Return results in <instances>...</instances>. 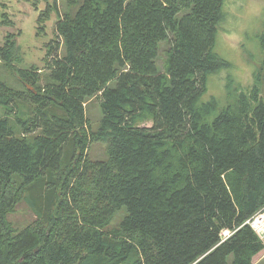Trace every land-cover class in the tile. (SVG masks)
Here are the masks:
<instances>
[{"label":"trees","instance_id":"16d2710c","mask_svg":"<svg viewBox=\"0 0 264 264\" xmlns=\"http://www.w3.org/2000/svg\"><path fill=\"white\" fill-rule=\"evenodd\" d=\"M225 2L67 0L65 54L54 52L60 40L48 48L45 92L35 67L15 69L35 89L0 80V264H254L264 250L247 223L264 208V63L234 104L216 114L217 99L204 100L209 75L229 66L215 50ZM12 38L0 46L6 64ZM95 97L103 115L88 132ZM91 140L108 159L88 166L79 155ZM14 176L37 215L21 230L6 217Z\"/></svg>","mask_w":264,"mask_h":264},{"label":"rangeland","instance_id":"374dc122","mask_svg":"<svg viewBox=\"0 0 264 264\" xmlns=\"http://www.w3.org/2000/svg\"><path fill=\"white\" fill-rule=\"evenodd\" d=\"M49 4L57 5L58 9L55 8L53 12L43 15L45 22L40 25L39 17ZM66 10L67 0H0V46L5 44L9 33L16 41L14 50L16 55L12 64L0 61V80L16 89L24 90L26 87L35 89L31 84L24 83L15 70L16 68L35 67L39 69L37 85L43 88L42 93L45 92V87L51 78L47 66L48 48L51 44L57 46L60 40V45L55 48L54 52L57 51L58 57H63L65 54L63 39L57 35V24ZM44 25L45 28L40 29ZM169 46V41L160 43L157 59L160 70L164 69V61L167 58L166 50ZM215 50L229 62V66L223 67L208 77V90L204 100L209 97L217 99V114L228 105L237 102L241 92L250 91L255 83V72L262 69V63H264V0H226L224 18L216 35ZM116 83L113 81L112 86H116ZM26 100L27 111L37 112L39 110L37 104L30 99ZM85 114L88 118L87 131H97L103 115L101 99L95 97L89 101L85 107ZM0 117H4L2 108H0ZM36 134L38 133L33 132L30 136ZM106 149L104 142L91 140L87 143L84 154L79 156L84 165L90 166L93 162L108 159ZM88 161L90 163H84ZM12 185L14 197H18V200L9 209L6 217L13 228L21 230L31 224L37 215L26 199L21 198L17 192L20 185L17 176H14ZM26 194H29V189ZM127 213L126 207L118 211L108 229L120 226Z\"/></svg>","mask_w":264,"mask_h":264},{"label":"built area","instance_id":"2783aa9c","mask_svg":"<svg viewBox=\"0 0 264 264\" xmlns=\"http://www.w3.org/2000/svg\"><path fill=\"white\" fill-rule=\"evenodd\" d=\"M250 226L257 233L259 238L264 242V208L258 211L250 220ZM232 234L231 230L226 229L223 231V235L228 237Z\"/></svg>","mask_w":264,"mask_h":264},{"label":"crops","instance_id":"0c3cea01","mask_svg":"<svg viewBox=\"0 0 264 264\" xmlns=\"http://www.w3.org/2000/svg\"><path fill=\"white\" fill-rule=\"evenodd\" d=\"M254 264H264V250L254 257Z\"/></svg>","mask_w":264,"mask_h":264},{"label":"bare ground","instance_id":"6f19581e","mask_svg":"<svg viewBox=\"0 0 264 264\" xmlns=\"http://www.w3.org/2000/svg\"><path fill=\"white\" fill-rule=\"evenodd\" d=\"M90 129V128H89ZM258 212V211H257ZM256 212V213H257ZM256 213H254L248 220H247V223L250 225V223H249V220L256 214Z\"/></svg>","mask_w":264,"mask_h":264}]
</instances>
